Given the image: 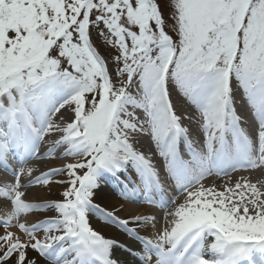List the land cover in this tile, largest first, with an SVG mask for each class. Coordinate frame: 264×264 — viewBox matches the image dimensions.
I'll list each match as a JSON object with an SVG mask.
<instances>
[{
  "label": "snow or ice",
  "instance_id": "1",
  "mask_svg": "<svg viewBox=\"0 0 264 264\" xmlns=\"http://www.w3.org/2000/svg\"><path fill=\"white\" fill-rule=\"evenodd\" d=\"M0 169V264H264V0H0Z\"/></svg>",
  "mask_w": 264,
  "mask_h": 264
},
{
  "label": "bare ground",
  "instance_id": "2",
  "mask_svg": "<svg viewBox=\"0 0 264 264\" xmlns=\"http://www.w3.org/2000/svg\"><path fill=\"white\" fill-rule=\"evenodd\" d=\"M32 163H34V161H32ZM39 194H40V195H43V194H44L43 190H40V191H39Z\"/></svg>",
  "mask_w": 264,
  "mask_h": 264
}]
</instances>
